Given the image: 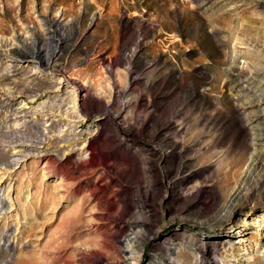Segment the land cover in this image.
<instances>
[{
    "label": "rangeland",
    "instance_id": "374dc122",
    "mask_svg": "<svg viewBox=\"0 0 264 264\" xmlns=\"http://www.w3.org/2000/svg\"><path fill=\"white\" fill-rule=\"evenodd\" d=\"M209 262L264 264V0H0V264Z\"/></svg>",
    "mask_w": 264,
    "mask_h": 264
},
{
    "label": "bare ground",
    "instance_id": "6f19581e",
    "mask_svg": "<svg viewBox=\"0 0 264 264\" xmlns=\"http://www.w3.org/2000/svg\"><path fill=\"white\" fill-rule=\"evenodd\" d=\"M76 97H77V92L76 90H74V102H76V99H77ZM39 206L42 208L43 204H40ZM28 231H32V226L28 229ZM209 264H212V263L209 262Z\"/></svg>",
    "mask_w": 264,
    "mask_h": 264
}]
</instances>
